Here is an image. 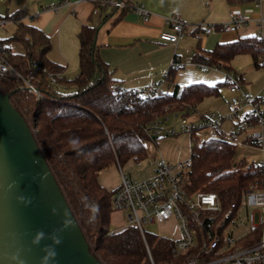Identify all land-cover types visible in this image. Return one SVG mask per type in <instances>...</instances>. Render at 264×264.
<instances>
[{
  "label": "trees",
  "instance_id": "1",
  "mask_svg": "<svg viewBox=\"0 0 264 264\" xmlns=\"http://www.w3.org/2000/svg\"><path fill=\"white\" fill-rule=\"evenodd\" d=\"M134 1L125 0L121 8L98 6L100 24L115 13L119 19L133 11ZM252 1L226 0L229 4ZM19 14L2 17L10 18L15 29L11 34L0 33V55L22 77L32 74L30 82L36 91L21 78L0 74V92L10 93L11 104L33 130L91 251L104 264H151L149 255L155 264H185L188 259L197 258L198 245L174 255V241L163 234L145 230L142 235L134 226L111 231V198L118 186L107 189L98 176L109 167L122 168L128 161L145 160L146 142L161 138L148 134L151 122L175 112L190 115L205 98L219 96L228 81L192 82L155 95L137 93L122 86L114 76V68L99 56L95 43L98 29L89 22L77 32L78 71L67 77L66 66L47 56L51 48L48 34L22 21ZM13 44L21 49L15 50ZM241 55L250 56L254 68L263 67L264 36L255 34L218 43L207 54L196 52L192 60L230 72V62ZM174 75L175 69L170 68L164 78L171 83ZM235 150V144L222 140L192 144V163L185 175L187 192L216 193L223 212L231 203L238 204L251 183L264 181V169L248 163L245 157H236ZM252 236L246 235L242 244L250 246L256 242L250 241ZM209 257L212 256L203 254L198 258Z\"/></svg>",
  "mask_w": 264,
  "mask_h": 264
},
{
  "label": "built area",
  "instance_id": "2",
  "mask_svg": "<svg viewBox=\"0 0 264 264\" xmlns=\"http://www.w3.org/2000/svg\"><path fill=\"white\" fill-rule=\"evenodd\" d=\"M66 1L62 0L46 8L56 11ZM254 2L258 4L259 0ZM104 4L121 8L125 5V0H97L93 13H97L98 6ZM133 10L143 19L147 18L148 12L142 4L134 1ZM19 16L22 18L23 14L20 13ZM246 20L247 17L242 10L233 8L230 20L222 23L220 29L234 30L245 24ZM9 21H11L10 18L0 17V33L7 32L6 25ZM165 23L166 28L160 30L159 38L164 42L177 44L185 32V22L178 14H172L167 16ZM199 26L203 27L201 35L215 29L213 24L200 23ZM176 62L173 59L171 67H179L180 64ZM199 68L203 72L220 70V66L208 64H200ZM40 69L44 70V67ZM0 74H10L21 78L29 89L36 91L30 82L32 74L26 78L22 77L2 55H0ZM225 80L229 83L228 90L231 94L228 99V105L231 108L228 117L232 119L230 130L227 133L224 131L222 122L226 117L218 113H206L189 120L188 115L184 116L175 112L174 116L180 115L178 130L174 127L169 128L165 124L168 115L157 118L149 125L148 134L152 137L186 134L190 146L189 155L174 162L162 157L156 158L152 176L142 180H133L121 172L120 183L111 198L112 210L122 211L125 214V227L134 226L142 235H144L146 223L164 224L172 221L178 232L177 236L171 237L174 241V255L198 245L197 258H190L185 264H264V181L251 183L243 193L240 202L231 203L224 212L216 193L202 191L188 193L185 188V175L192 163L191 145H201L210 139L233 143L239 149L255 148L261 154V159L252 163L264 169V131L262 130L264 87L260 93L252 94L241 87L238 75L226 72ZM51 82H55L52 76ZM135 91L145 95H155L161 89L160 84H157L137 88ZM242 210L244 224H248V229L235 238L232 233L226 234L225 230L230 222H235L240 217ZM248 234L253 235L250 241L256 239V242H252L250 246H244L242 240ZM203 254L212 257L199 259L198 257ZM149 260L151 264H155L150 255Z\"/></svg>",
  "mask_w": 264,
  "mask_h": 264
},
{
  "label": "crops",
  "instance_id": "3",
  "mask_svg": "<svg viewBox=\"0 0 264 264\" xmlns=\"http://www.w3.org/2000/svg\"><path fill=\"white\" fill-rule=\"evenodd\" d=\"M60 1L62 0H0V17L19 12L23 14L22 21L44 30L51 42L47 56L52 61L66 66L64 74L67 77L74 76L78 71L77 32L80 26L87 22L96 25L98 30L95 43L99 56L114 68V76L122 86L130 89L160 84L161 90L172 91L176 86L199 80L196 78L205 79L210 84H216L223 77L222 81H224L227 71L225 68L220 66L219 71L203 72L199 68V64L203 63H194L193 55L200 51L207 54L218 43L229 42L238 37L255 34L264 36V0H259L258 4L254 0L232 4L227 3L226 0H135L147 10L146 19L133 10L119 19H116L115 13L101 24L99 22L101 13L99 11L93 13L94 2L97 0H67L56 11L46 8ZM233 8L242 10L247 20L245 24L234 30L222 31L220 25L230 20ZM107 12L108 9L103 11V16ZM172 14H178L186 24L185 32L177 44L164 42L158 35L160 30L166 28L167 16ZM200 23L213 24L215 31L201 35L203 27L199 26ZM14 29L15 24L11 20L6 25V33L11 34ZM173 59L183 62L179 66H182L181 68L187 62L193 65L180 71L179 67H171ZM238 63L242 72L238 74L231 70L230 72L238 75L244 90L252 94L260 93L262 88L255 90L253 86L249 90L247 87L249 85H245L248 84L246 72L256 69L250 56H237L230 65ZM196 66L200 72L196 70ZM170 68L175 69V75L171 83H168L164 76ZM199 73H207L208 76ZM226 92L230 94L228 87ZM262 130L264 131V126ZM167 138L168 136L159 138L154 142L156 148L149 160L145 159L138 163L128 161L122 168L112 166L104 169L99 173V182L107 189H113L120 183L121 172L133 180L152 176L154 160L158 156L171 162L186 158V151L178 152L169 140L170 146ZM243 150L244 148H240V153ZM169 223L173 222L164 224ZM125 224L124 212H111V230L122 229Z\"/></svg>",
  "mask_w": 264,
  "mask_h": 264
},
{
  "label": "water",
  "instance_id": "4",
  "mask_svg": "<svg viewBox=\"0 0 264 264\" xmlns=\"http://www.w3.org/2000/svg\"><path fill=\"white\" fill-rule=\"evenodd\" d=\"M38 231L44 238L33 245ZM50 234L61 242L53 244ZM45 245L56 252L51 264H104L91 251L33 130L10 93L0 92V264H15L10 255L17 249L25 264H41Z\"/></svg>",
  "mask_w": 264,
  "mask_h": 264
},
{
  "label": "rangeland",
  "instance_id": "5",
  "mask_svg": "<svg viewBox=\"0 0 264 264\" xmlns=\"http://www.w3.org/2000/svg\"><path fill=\"white\" fill-rule=\"evenodd\" d=\"M12 46L15 50L21 49L20 45H18V44H13ZM176 63L181 64L183 62L177 61ZM192 65L193 64H190L189 62H187L183 68H181L182 67L181 66L178 69H180V71H181V70H184V69H186ZM230 66H231V71H233L237 74L242 72V68L239 65V63L233 64ZM195 68L197 71H199V68L197 66ZM222 71H224L223 68H222ZM219 73H221V72H219ZM199 74L200 75L203 74L205 76L206 75L208 76L207 73H199ZM246 78L248 79V81H247L248 84H245V85H249V86H247L249 90H251V88L253 86L255 87V90H257L258 88L261 90V88L264 87V69H263V67H259V68L250 70L249 72H246ZM196 79H199V80H195L193 82L209 83L205 79H200V78H196ZM223 79H224V77H223ZM223 79H221L220 81H222ZM181 85H183V84H181ZM241 86L244 89L243 85H241ZM227 87H228V85H224L221 87V89H220L221 94L219 96H210V97L205 98L203 101H201L197 105L196 110L193 113H191L190 115H188V119L192 120L194 118H198L199 115H203L206 113H218V114L226 117L225 120L222 122V127H223L224 131L227 133L230 130V128L232 127V119L228 117L229 113L231 112V108L228 105V99L230 97V94L226 92ZM254 93L257 94V92H254ZM169 117H170V119H169ZM169 117L165 121V124H167V126L169 128L174 127V128H176V130H178V122H179L180 115L174 116V114H171V115H169ZM161 138H165V137H161ZM167 139H168V143H169V140L172 142V144L175 146V148L178 152H181V150H184V151H186V154L188 156V154L190 153V151H189L190 146L188 143V139L186 138V134L180 133L177 135H171V136H168ZM167 139H165V140L167 141ZM154 145H155V143L153 140H148L146 142V149H147V153H148L146 161L152 157V152H153L154 148H156ZM170 146H171V144H170ZM239 150H240L239 147L236 146V150H235L236 157H242V155H243L247 162L256 163L257 161H259L261 159V154L255 148H248L247 150L244 149L242 153H240ZM156 153L158 154V152H156ZM158 157H156V158H158ZM176 161H178V160H176ZM172 162H174V161H172ZM138 171H140V170H138ZM144 229L147 232L156 233V234H163V235L166 234L170 237H175L178 235V232L176 230L174 223L158 224V223L149 222V223L144 224ZM247 229H248V224H244V211L242 210L240 212V217H238L235 222H230L228 224V226L226 227L225 233L226 234L232 233L233 236L235 238H237L239 236V234L246 231ZM229 248H231V247H229Z\"/></svg>",
  "mask_w": 264,
  "mask_h": 264
},
{
  "label": "clouds",
  "instance_id": "6",
  "mask_svg": "<svg viewBox=\"0 0 264 264\" xmlns=\"http://www.w3.org/2000/svg\"><path fill=\"white\" fill-rule=\"evenodd\" d=\"M65 227H69L70 224L66 221ZM44 233L42 231H38L37 234L33 237L31 243L33 245L39 244L40 240L44 238ZM50 238L53 241V244H59L61 242V239L59 236L55 234H50ZM49 249H52V245H45L43 251H45V255L40 258L41 264H51L52 261L55 260L56 252L53 249L52 251H49ZM10 260L14 261L15 264H25L24 259L20 255V250L17 249L15 252H13L10 255Z\"/></svg>",
  "mask_w": 264,
  "mask_h": 264
},
{
  "label": "bare ground",
  "instance_id": "7",
  "mask_svg": "<svg viewBox=\"0 0 264 264\" xmlns=\"http://www.w3.org/2000/svg\"><path fill=\"white\" fill-rule=\"evenodd\" d=\"M211 24V23H210ZM218 26V25H217ZM219 27V26H218ZM219 29V28H218ZM215 31V30H214ZM200 65V64H199ZM237 75V74H236Z\"/></svg>",
  "mask_w": 264,
  "mask_h": 264
}]
</instances>
